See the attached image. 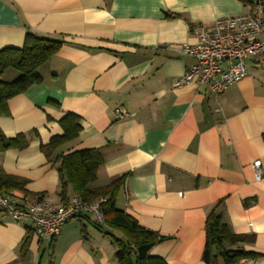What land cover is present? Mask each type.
I'll return each instance as SVG.
<instances>
[{
    "label": "crops",
    "instance_id": "0c3cea01",
    "mask_svg": "<svg viewBox=\"0 0 264 264\" xmlns=\"http://www.w3.org/2000/svg\"><path fill=\"white\" fill-rule=\"evenodd\" d=\"M250 7L241 0H0V49L21 47L28 29L65 41L41 66L43 81L11 97L0 113L8 137L30 140L0 152V168L25 179L27 192L68 202L76 193L62 201L57 165L40 146L63 133L65 112H75L83 128L59 151L102 149L93 187L126 175L116 204L164 238L151 255L208 264L206 219L221 202L231 231L255 236L233 247L262 254L236 264H264V57L249 59L248 74L221 94L174 85L195 63L177 47L195 43L198 26ZM116 108L127 115L119 118ZM89 218L87 211L75 216L49 248L31 219L15 221L0 210V264H41L43 250L51 264H118L111 236Z\"/></svg>",
    "mask_w": 264,
    "mask_h": 264
},
{
    "label": "trees",
    "instance_id": "16d2710c",
    "mask_svg": "<svg viewBox=\"0 0 264 264\" xmlns=\"http://www.w3.org/2000/svg\"><path fill=\"white\" fill-rule=\"evenodd\" d=\"M245 5L252 6L264 0H241ZM65 41L61 38L38 35L27 30L24 44L21 47H5L0 49V113L4 112L8 100L24 91L33 84L41 83L43 76L40 68L48 62L62 47ZM9 70L17 71L13 80H4V74ZM55 106L59 103L50 100ZM63 133L53 135L49 142L42 143L41 149L47 158L57 165L62 201L68 199V191L79 194L87 203L100 198L104 220L90 222L101 232L110 235L117 246L116 257L118 264H169L164 258L150 254V250L164 240L156 232L142 227L135 218L125 210L117 207V198L125 183L126 175H122L111 182L93 187L92 183L98 178V170L104 163V154L100 148L75 150L69 153L60 152L64 144L75 140L82 128L81 116L75 112H65L58 120ZM36 134V131H34ZM30 140L26 134L20 133L8 137L0 128V152L9 148H25ZM25 179L10 175L0 168V192L8 193L10 190L26 191ZM218 202L208 213L206 219L207 241L204 251V260L208 264H236L241 259L261 257L262 254L247 250L244 247H233L241 243L254 242L253 234H238L231 231L224 220ZM28 234L21 245V257L27 256L33 230ZM87 238L86 236L84 237ZM49 248L53 247V240L48 241ZM45 250L42 251L43 255ZM51 264V262L49 263Z\"/></svg>",
    "mask_w": 264,
    "mask_h": 264
},
{
    "label": "built area",
    "instance_id": "2783aa9c",
    "mask_svg": "<svg viewBox=\"0 0 264 264\" xmlns=\"http://www.w3.org/2000/svg\"><path fill=\"white\" fill-rule=\"evenodd\" d=\"M197 41L183 43L177 50L192 56L195 63L185 73L176 78V87L196 83L208 86L216 94L225 92L231 85L248 74L249 59L264 57V7L262 1L254 3L250 10L239 15L216 19L209 25L196 28ZM119 118L125 113L115 110ZM257 179L261 178V160L254 162ZM100 198L87 203L79 194H74L68 202L55 204L41 193L22 190L0 192V210L13 220L29 218L35 233L42 241H52L62 232L64 226L78 214L87 211L94 220H104Z\"/></svg>",
    "mask_w": 264,
    "mask_h": 264
},
{
    "label": "rangeland",
    "instance_id": "374dc122",
    "mask_svg": "<svg viewBox=\"0 0 264 264\" xmlns=\"http://www.w3.org/2000/svg\"><path fill=\"white\" fill-rule=\"evenodd\" d=\"M11 72H17L15 70H9L7 71L5 74H4V80L6 81H10V80H13L14 76L12 75ZM50 257V253L48 252V250L43 254L41 255L39 258L40 260L42 261L41 264H49V261H48V258ZM38 264V263H37Z\"/></svg>",
    "mask_w": 264,
    "mask_h": 264
},
{
    "label": "bare ground",
    "instance_id": "6f19581e",
    "mask_svg": "<svg viewBox=\"0 0 264 264\" xmlns=\"http://www.w3.org/2000/svg\"><path fill=\"white\" fill-rule=\"evenodd\" d=\"M3 192V191H2ZM72 196V195H71Z\"/></svg>",
    "mask_w": 264,
    "mask_h": 264
}]
</instances>
